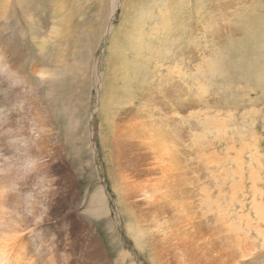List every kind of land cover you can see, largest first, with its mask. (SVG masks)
<instances>
[{"label":"rangeland","instance_id":"obj_1","mask_svg":"<svg viewBox=\"0 0 264 264\" xmlns=\"http://www.w3.org/2000/svg\"><path fill=\"white\" fill-rule=\"evenodd\" d=\"M67 1L53 0L52 6L58 10L61 4L67 10L66 4H84L89 14L88 25L97 28V17L101 23V36L97 28L86 39V42L91 37L100 39L95 49L88 52L89 74L98 79L89 78L88 81L91 98L87 123L94 120V133L89 136L91 152L97 174L101 176L108 214H102L98 219L93 217L101 240V264H153L151 250L154 247L147 233L150 219L155 218L156 224L160 225L169 219L167 215L170 217L173 213L169 207L159 204L150 207L141 198H136L133 209L145 210H137L133 218L114 186L118 180L114 172L120 169L114 164V152L107 143L110 128L119 124L126 112L140 109L146 95L150 98L149 108L142 106L141 115L146 113L143 108L156 110V114L160 111L176 114L166 118L161 125L166 138L175 139L179 154L181 180L173 177L169 180L178 187L173 186L178 190L175 193H186L183 198L191 205L192 215L187 221L170 222V233L186 231L183 234L186 237L191 234L189 250L195 252L192 241L199 234V227L201 230L211 228L212 219L220 210L223 215L229 213L237 225L235 228L245 230L242 233L248 235L250 242H255L257 251L262 245L260 233L264 237V83L256 81V86H252L238 73H243L248 67L260 68L264 72V24L258 26V21L264 19V0H115L112 28L107 34L103 21L109 13V8L105 9L108 0H78L77 4ZM21 20L24 21L22 17ZM211 60L223 61L226 72L211 76ZM95 65L96 72L93 71ZM203 88L205 94L201 96ZM189 114V119H186ZM208 116L225 119V132L203 130L204 119ZM197 117L202 122L196 125V131L206 138L199 139V144L194 145L192 134L196 131L190 126ZM72 144L68 153L74 158H71L73 170L79 175L80 167L89 160L83 157L78 162L75 158L77 148ZM174 164L170 159V165ZM94 173L88 168L86 180L80 184L79 201L72 205L81 214L90 198L89 191L92 192L96 184L87 185L92 182ZM252 173L255 179L251 177ZM130 180L136 181L135 178ZM202 185L211 188L209 200L213 204L210 210L200 200L203 193H198V189ZM255 204L260 205L259 209ZM134 222L143 235L138 242L128 232L131 226L136 225ZM51 223L55 225L47 228L49 244L61 231L56 219ZM246 223L249 228H246ZM225 235V232L218 235L222 243ZM172 236L174 239L169 237L171 241L168 240L167 247L159 242V250L163 254L166 252L164 258H171L166 264H177L173 259L172 245L178 244L180 238L175 234ZM60 240L50 244L52 247L49 246L48 250L54 247L55 251L45 252L42 262L51 258L64 262L70 260L71 263L87 261L80 257V252L71 251V248L66 251L69 247L67 241L59 243ZM225 248L231 249L228 245ZM48 253L53 256L49 257ZM187 257L190 260L192 256L189 253Z\"/></svg>","mask_w":264,"mask_h":264},{"label":"bare ground","instance_id":"obj_2","mask_svg":"<svg viewBox=\"0 0 264 264\" xmlns=\"http://www.w3.org/2000/svg\"><path fill=\"white\" fill-rule=\"evenodd\" d=\"M77 1L69 0L67 3L77 4ZM52 3L53 0H0V252L5 254L8 264H101V240L93 217L98 219L102 214H108L101 176L97 174L91 152L89 136L94 133V120L87 123L91 98L88 81L89 78L98 79L89 74L88 52L95 49L100 39L91 37L87 40L89 43L86 42L87 36L97 28L101 36V23L97 17V28L88 25L89 14L84 4H66L67 10L60 4L56 10ZM106 3L104 6L109 8V13L103 21V29L107 34L112 28L115 0ZM106 24L109 25L106 27ZM262 24L264 19L258 21V26ZM209 62L212 63L209 67L211 76L226 72L223 61ZM259 69L248 67L238 76L256 86V81L264 83V72ZM96 70L95 65L93 71ZM204 90L201 96H204ZM148 103L150 98L146 95L140 109L126 112L121 122L110 128L107 143L114 152V164L120 169L114 172L118 177L114 182L115 190L130 215L134 218L136 212L145 210L140 207V210L138 207L133 209L136 198H141L150 207L159 204L173 212L164 221L167 225L164 222L157 225L155 218L150 219L147 233L154 247L151 250L153 264H166L171 259L169 256L170 259L164 258L166 252L163 254L159 250V242L167 247L168 240L174 239L173 234L180 238L178 244H171L174 252L171 254L177 264H264L262 233V245L255 251V242L249 241L241 227L235 228L237 225L227 212L223 215L218 210L211 228L201 230L199 227V234L192 241L195 252L189 250L191 234L186 237L183 236L186 231L170 233V222L187 221L192 208L184 200L186 193H175L177 186L169 180L170 177L181 180L179 154L175 139H167L161 125L166 118L176 114L161 111L156 114V110L143 108L146 113L141 115L142 106L148 109ZM189 117L190 114L186 119ZM195 119L196 123L190 126L193 131L202 122L198 117ZM204 126L205 131L213 129L211 131L215 133H224L227 121L208 116L204 119ZM204 136L194 132L192 143L198 145L199 139L206 138ZM71 143L77 148L75 158L78 162L83 157L89 160L80 167L79 175L73 170L74 158L68 153ZM170 159L174 166L170 165ZM88 168L95 173L87 185L96 184L92 192L87 189L90 198L81 214L72 205L79 201L80 184L86 180ZM251 177L256 178L253 173ZM131 178L136 181H131ZM202 186L196 189L203 193L200 200L210 210L213 204L209 200L211 188ZM255 207L259 209L260 205L255 204ZM41 214L42 218L37 223ZM53 219L61 227L53 237L54 243L57 239H61L59 243L67 241L69 247L66 251L71 248V251L80 252V257L86 258V262L71 263L70 260L64 262L53 258L41 261L46 257L45 252L55 251L54 247L48 250L53 241L49 244L48 236L46 238L47 228L55 225L51 223ZM218 221L222 223L218 224ZM128 232L137 242L143 237L137 223ZM224 232L225 239H222L225 241L222 243L218 235ZM227 245L231 249L225 248ZM189 253L192 256L190 260L187 257Z\"/></svg>","mask_w":264,"mask_h":264},{"label":"clouds","instance_id":"obj_3","mask_svg":"<svg viewBox=\"0 0 264 264\" xmlns=\"http://www.w3.org/2000/svg\"><path fill=\"white\" fill-rule=\"evenodd\" d=\"M46 190H47V189H45V191H46ZM42 215H43V214H41V217H38V218H37V223L40 222V219L42 218ZM0 264H8L7 259H6V257H5V254H4L3 252H0Z\"/></svg>","mask_w":264,"mask_h":264}]
</instances>
